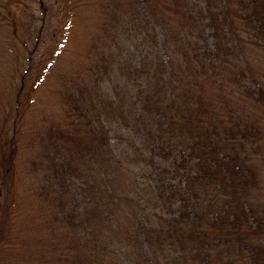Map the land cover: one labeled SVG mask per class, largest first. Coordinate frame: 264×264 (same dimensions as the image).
<instances>
[{"label": "trees", "instance_id": "16d2710c", "mask_svg": "<svg viewBox=\"0 0 264 264\" xmlns=\"http://www.w3.org/2000/svg\"><path fill=\"white\" fill-rule=\"evenodd\" d=\"M68 2L71 9L65 12L64 21L57 18L51 33L56 47L41 57L43 63L36 68L33 86L25 90L20 85L14 105L6 109L0 87V129L7 128L0 146V199L5 195L0 205V264L23 261L16 262L19 252L10 254L6 249L12 233L8 206L15 198V187L27 188L22 191V205L28 204L25 208L35 206L38 214L46 217L45 238L49 235L53 240V250L60 243L64 249L65 242L57 240L54 232L66 229L62 234L65 239L72 235L70 246L85 250L87 244L94 245L104 255L94 261L96 264H123L119 259H124V264H264V170L257 167L252 151L264 145V122L230 119L232 115L216 112L214 103L204 96L206 82H219L222 89L233 93L236 102L242 97L235 92L243 87L263 91L261 83L252 84L243 76L242 61L248 46L245 40L264 48V0H206L200 7L190 0ZM42 10V21L50 23L52 17L47 16L46 8ZM11 18L18 19L20 14L10 9L6 20ZM205 25L213 38L209 44L202 41L208 40L203 35ZM151 30L160 31L168 59L153 71L135 61L147 81L138 90L142 95L139 112L134 108L124 112L126 102L107 86V76L120 65L115 45L121 35L132 37L137 32L155 40L158 35ZM13 34L7 36L10 40L0 39V74L1 64L12 68L10 54L18 43ZM68 37L81 59L75 69L62 59ZM170 46L177 50L176 61ZM33 63L21 75L23 81ZM149 73L156 84H148ZM49 75L51 80H47ZM42 78L51 81V86L47 84L45 96L37 97ZM50 91L57 93L54 102L46 101L42 110L33 108L34 102L46 100ZM260 97L262 100L259 96L253 99L264 104V94ZM174 108L184 111L181 118H173L169 111ZM27 109L32 110V117L45 113L46 120L42 131L39 122L33 121L36 137L43 139V153L25 160L20 158V133L32 127L18 130L17 124ZM118 112L121 117L134 112L137 120H147L143 138L136 145L139 153L132 154L129 161L141 158L152 168L151 177L161 176L165 168L158 166L156 157L172 155L176 162L169 172L179 176L181 188L156 187L157 194L148 196L141 189L137 199L128 193L117 195L115 184L123 175L118 169L125 162L110 146L109 127ZM17 168L40 182L30 186L24 177L15 178ZM122 211L131 216V224L119 221ZM39 223L36 229L44 238ZM51 258L52 253L45 249L35 264L49 263ZM87 264L94 263L87 260Z\"/></svg>", "mask_w": 264, "mask_h": 264}, {"label": "rangeland", "instance_id": "374dc122", "mask_svg": "<svg viewBox=\"0 0 264 264\" xmlns=\"http://www.w3.org/2000/svg\"><path fill=\"white\" fill-rule=\"evenodd\" d=\"M20 3L15 2V0H0V26L1 37L0 39L10 40L11 37L7 38L8 35L14 33L17 36V45L15 49L10 54V59L12 63V68H5L2 67V73L0 74V87L3 88L2 93L5 95V102L6 108L14 105L16 99L17 89L20 85L25 86V90L29 87L33 86V81L37 77L36 68L43 63L41 61V57L44 53L49 55L50 49L52 47H56L55 37H51V33L55 31V24L58 20L62 19L64 21L66 15L65 12L70 10L67 6L69 4L68 0H19ZM193 2V6H201L205 3L206 0H190ZM80 3V1H79ZM78 3V4H79ZM43 8H46L47 16L52 17V21L50 23H45L42 21L43 18ZM12 10H16L18 14H20V18L12 20H6L7 14ZM62 12V14L57 15L58 13ZM100 12V11H99ZM22 19L24 20H21ZM60 18V19H59ZM65 23L63 24V26ZM206 26V25H205ZM158 27V26H157ZM3 30V31H2ZM68 31V30H67ZM65 31V32H67ZM156 33L155 40H151L148 37L144 36L143 33L137 32V34L133 35L132 37H127L125 35H121L120 39L118 40L117 45H115V50L118 51L120 54V65L117 67L110 76H107V86L108 88L115 93L120 99L126 102V111L129 109L134 108L135 113L139 112V108L141 103V96L138 94V90H142L144 88L145 82L147 81L145 78L144 72L140 73L137 70V66L135 61H140V66L142 64L145 68L150 69L149 71H153L156 69L158 63H162L163 60L166 61L168 59V55L166 54V48L163 45V37L160 34L159 30H151ZM211 30L206 28L204 29L203 35L208 38L205 43V40L202 41L204 44H209L213 38H210ZM63 35V34H62ZM61 35V36H62ZM124 37V38H123ZM69 38V37H68ZM238 41H243L240 38H237ZM246 39V38H244ZM257 39V38H256ZM60 39H57V44ZM211 40V41H210ZM6 42V41H4ZM62 43V41H61ZM65 43V51L64 56L62 57L64 64L71 63L72 67L75 69L80 65V57L76 53L75 44L69 38V41ZM246 45V58L242 61V67L244 68V77L248 78L252 84L261 83L263 88L262 92L257 91L255 87H252L253 91H255V96H251V89L247 90L246 88L239 89L240 91H236V96H241L242 99L239 98V101L236 102L237 98L231 97L233 96L229 94L230 90L228 88H221L220 83L217 82L215 85L209 84L206 82L205 84V91L204 96L211 100L214 105L216 112H220L221 114H230L232 117L230 119H242L245 118L248 121H257L264 122L263 113H264V104L263 101L254 100L253 98L258 97L261 99L260 96L264 94V48L257 45L254 41H244ZM71 45V46H69ZM17 49V50H16ZM35 49L34 52H32ZM19 50V51H18ZM74 50V51H73ZM171 54H173V61H176L175 55H177V50L174 47L170 46L168 49ZM33 53V57L30 58V52ZM76 56L73 60H69L71 57ZM85 60V59H84ZM33 68L29 69V76L27 77L26 81L22 80V74L32 65ZM164 64V63H163ZM176 65H181V63L176 62ZM150 66V67H149ZM149 67V68H148ZM136 68V69H135ZM168 68V67H167ZM166 68V69H167ZM129 69V70H128ZM146 69V70H147ZM145 70V71H146ZM181 72L177 70L176 74H180ZM183 74H180L179 77L182 79ZM176 78V76H175ZM41 78L37 79L39 82ZM177 79V78H176ZM45 78H42L41 84L38 88L37 97L45 96V93L48 91L47 84L51 86L50 82H44ZM47 80H51V75L48 76ZM46 80V81H47ZM184 80V79H183ZM22 81V82H21ZM148 84L152 81V85L156 84L153 78V74L149 73L148 76ZM167 81V80H166ZM168 82V81H167ZM175 82V81H173ZM38 84V83H37ZM179 87V83H175ZM130 94L131 96L127 95ZM56 92H49L48 97L46 100L34 102L33 108H40L41 110L47 107L48 103L54 102ZM235 100V101H234ZM10 101V102H7ZM14 101V102H13ZM47 101V104H46ZM229 101V102H228ZM63 103V102H62ZM3 104V103H2ZM50 107V106H48ZM24 108V106L22 107ZM29 108V107H28ZM59 108V105L55 106V109ZM49 109V108H48ZM30 110L27 109L25 115L20 118V122L18 125V130L26 129V126H31L32 129H28L26 132L24 130L20 133V141H19V150L21 153L20 158H25V160L30 158H38L40 154L43 153V139L40 136L36 137V131L33 128V121L36 120L39 122L40 128L39 131L43 129L41 126L45 123L46 114L42 113L38 114L37 117H32V113L28 114ZM172 113L173 118H181L180 115L184 113V111L178 110L176 108L169 111ZM178 112L180 114L178 115ZM144 113V112H142ZM132 114H126L121 117V113L112 118H115L114 121L111 123L109 127L111 133V144L110 146L115 148V151L120 152V161L123 163V167L119 168V173L123 174L121 177L118 176L117 183L115 184V188H117L116 192L117 195L124 196L126 193L131 194L133 199H137L138 193L142 192L143 194L148 195H156V187L162 186H169V185H176V188H181L179 185V176H175L174 172H169L174 162H176V158L173 156H168L169 154H165L163 157L157 156L156 161L158 166L161 168H165V170L161 173V176L152 175V168L145 163H142L141 158H137L132 163L129 161V158L132 157V154L136 156L139 153L136 145L139 144L140 139H142L144 125L147 122L146 117L142 118V120H137V118ZM135 117V120L132 118ZM13 116V115H11ZM30 116V117H28ZM172 118H170L171 120ZM112 120V119H111ZM169 120V119H168ZM181 119H177L179 122ZM195 120V119H194ZM10 123H14V117L10 118ZM9 123V124H10ZM194 123H197L195 120ZM165 124V123H164ZM11 128V127H10ZM169 127H167L166 131H168ZM7 128L0 129V146L2 139H4V131ZM12 129V128H11ZM34 137V138H30ZM264 139V135H263ZM262 140V139H261ZM264 143V142H263ZM251 147L248 149V154H251L250 151ZM44 151H48L47 148ZM254 155L257 160V167L263 171L264 170V145L260 148L252 149ZM261 151V152H259ZM56 153V152H55ZM125 155L127 157H125ZM139 156V155H137ZM168 156V157H167ZM125 157V158H124ZM163 158V159H162ZM167 170V172H166ZM148 175V176H147ZM17 176L24 177L25 182L28 185H32L33 183L38 184L40 181L35 177L33 174H28L25 171L20 173L17 168ZM147 176V177H146ZM42 182V180H41ZM135 182V183H134ZM137 186H136V185ZM34 188V187H33ZM27 188H18L15 187L12 190V194L15 196L13 200H10L8 209L12 211V223L11 229L12 233L9 235V242L6 245L7 251L11 254L12 251L19 252V259L16 261H20L23 259L22 264H35V262L39 263V257L41 253L46 249L48 254L52 253V258L49 263L52 264H82L84 262L87 264L88 261L98 262L104 255L100 252H97L94 249V245L88 244L86 245V249H81L82 247H72L70 246V242H72V235H68V238H64V234L67 230L66 229H59L56 239L63 240L65 242L64 249H62V244H59V248L53 250V240L48 239L49 235L46 236L47 232L45 228V222L43 219V215H39L36 211L35 206L31 208H25L24 206H28L25 203L22 205V197L25 194H22L23 190ZM19 191V195L16 194ZM146 195V196H148ZM5 195H3L0 199V205L5 201ZM19 199H18V198ZM21 203L19 204L16 200ZM123 203L125 207L124 210L126 211L127 207ZM129 215H125L124 211L118 215L119 221L122 224L129 225L130 223ZM41 221V222H40ZM40 222V223H39ZM39 223V227L42 228L43 237H39L37 225ZM44 224V228H43ZM46 244V245H45ZM67 246L69 249H67ZM81 249V250H80ZM65 250V253L62 254L61 251ZM78 251V252H77ZM60 253V255H59ZM101 256H98L100 255ZM16 255V254H15ZM60 256L62 259H60ZM59 257V258H58ZM123 261L124 259H119ZM95 261V262H94ZM44 263V264H49ZM3 264H10L8 260Z\"/></svg>", "mask_w": 264, "mask_h": 264}]
</instances>
